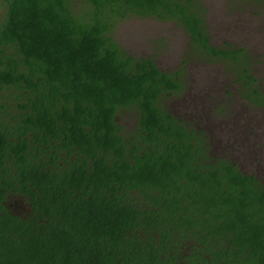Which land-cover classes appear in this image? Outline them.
Here are the masks:
<instances>
[{
  "label": "trees",
  "instance_id": "trees-1",
  "mask_svg": "<svg viewBox=\"0 0 264 264\" xmlns=\"http://www.w3.org/2000/svg\"><path fill=\"white\" fill-rule=\"evenodd\" d=\"M205 15L199 0H0V264H264V183L168 109L184 71L112 34L172 22L264 109L252 57L212 45Z\"/></svg>",
  "mask_w": 264,
  "mask_h": 264
},
{
  "label": "rangeland",
  "instance_id": "rangeland-1",
  "mask_svg": "<svg viewBox=\"0 0 264 264\" xmlns=\"http://www.w3.org/2000/svg\"><path fill=\"white\" fill-rule=\"evenodd\" d=\"M199 1L211 44L245 48L252 57L251 73L264 88V0ZM112 34L126 53L150 58L163 71H184L185 90L166 101L168 109L206 129L216 143L214 154L226 153L241 172L256 173L264 183V109L249 107L234 93L225 64L199 57L172 22L128 18Z\"/></svg>",
  "mask_w": 264,
  "mask_h": 264
},
{
  "label": "flooded vegetation",
  "instance_id": "flooded-vegetation-1",
  "mask_svg": "<svg viewBox=\"0 0 264 264\" xmlns=\"http://www.w3.org/2000/svg\"><path fill=\"white\" fill-rule=\"evenodd\" d=\"M201 129H204V128H201ZM206 132H208L206 129H204ZM209 133V132H208ZM240 169H241V165L238 166ZM255 177H256V173L254 174ZM8 208H16V209H19V211L21 210V208L16 204V203H8L7 204ZM6 206V207H7ZM24 209V208H23Z\"/></svg>",
  "mask_w": 264,
  "mask_h": 264
}]
</instances>
